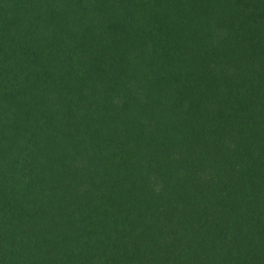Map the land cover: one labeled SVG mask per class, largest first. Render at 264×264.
I'll return each mask as SVG.
<instances>
[{"label":"trees","instance_id":"trees-1","mask_svg":"<svg viewBox=\"0 0 264 264\" xmlns=\"http://www.w3.org/2000/svg\"><path fill=\"white\" fill-rule=\"evenodd\" d=\"M0 264H264V0H0Z\"/></svg>","mask_w":264,"mask_h":264}]
</instances>
